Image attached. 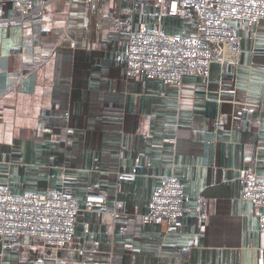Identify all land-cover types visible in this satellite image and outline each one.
Wrapping results in <instances>:
<instances>
[{"label":"crops","instance_id":"0c3cea01","mask_svg":"<svg viewBox=\"0 0 264 264\" xmlns=\"http://www.w3.org/2000/svg\"><path fill=\"white\" fill-rule=\"evenodd\" d=\"M233 23L240 63L172 85L127 75L129 33H192L190 12L52 0L22 18L0 0V188L65 187L83 208L71 248L19 238L0 264H264V208L242 197L248 175L264 179V20ZM167 176L189 196L175 231L143 218Z\"/></svg>","mask_w":264,"mask_h":264},{"label":"built area","instance_id":"2783aa9c","mask_svg":"<svg viewBox=\"0 0 264 264\" xmlns=\"http://www.w3.org/2000/svg\"><path fill=\"white\" fill-rule=\"evenodd\" d=\"M22 18L43 12L52 0H8ZM40 1V4L36 2ZM170 14H192L194 31L172 34L161 26L131 30L124 63L129 77L145 75L165 83L179 85L186 74L208 78L214 62L236 66L242 53V35L233 22L249 25L264 20V0H150ZM124 180H135V170L119 171ZM69 188L49 189L45 193L28 190L15 193L0 188V244L11 245L19 238L24 244L38 239L43 252L54 256L72 247L80 203ZM242 197L254 206L264 208V179L251 173L245 178ZM95 197H90L94 200ZM189 199L183 182L167 176L155 188L149 210L143 218L147 222L163 223L169 231L182 224L186 201ZM93 208L92 204L86 206ZM264 230V212L259 215Z\"/></svg>","mask_w":264,"mask_h":264}]
</instances>
